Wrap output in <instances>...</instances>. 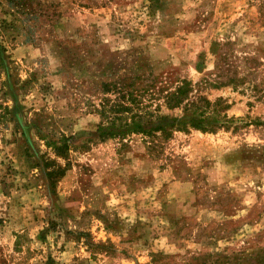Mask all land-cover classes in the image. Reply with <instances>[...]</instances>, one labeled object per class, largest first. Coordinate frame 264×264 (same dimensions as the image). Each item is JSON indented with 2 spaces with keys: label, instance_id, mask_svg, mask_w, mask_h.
Here are the masks:
<instances>
[{
  "label": "rangeland",
  "instance_id": "rangeland-1",
  "mask_svg": "<svg viewBox=\"0 0 264 264\" xmlns=\"http://www.w3.org/2000/svg\"><path fill=\"white\" fill-rule=\"evenodd\" d=\"M182 79L264 120V0H0V264H264V125L94 135Z\"/></svg>",
  "mask_w": 264,
  "mask_h": 264
},
{
  "label": "trees",
  "instance_id": "trees-1",
  "mask_svg": "<svg viewBox=\"0 0 264 264\" xmlns=\"http://www.w3.org/2000/svg\"><path fill=\"white\" fill-rule=\"evenodd\" d=\"M126 94L130 97L131 105L120 106V111L130 112L134 103L137 104V109L142 110L144 108L141 106L142 104L137 103L138 101H136V98L132 94L128 92ZM162 98L167 109H180L181 113L171 115L142 111L133 112L128 117H114V120H111L110 124L98 126L94 135L100 141L107 138H123L125 135L131 133L141 134L144 137L167 139L171 137L174 131L197 129L203 132H216L221 128L228 129L231 126L233 129H237L240 126L249 124L264 125V120L259 119L254 122H244L242 125H238L235 123L238 120L228 116L226 113L230 104L222 98H216L214 101H211L204 95L194 94L193 85L187 79L179 80L172 90L164 93ZM67 140L65 138L61 143L56 140H48L46 144L57 155L64 156L69 148ZM49 163L52 167L47 172V175L49 180L53 182L63 174V171L53 161H49ZM46 165L48 166L47 163Z\"/></svg>",
  "mask_w": 264,
  "mask_h": 264
}]
</instances>
